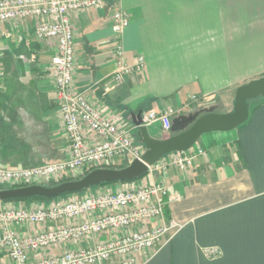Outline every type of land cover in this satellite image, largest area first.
I'll return each instance as SVG.
<instances>
[{
  "label": "crops",
  "instance_id": "crops-1",
  "mask_svg": "<svg viewBox=\"0 0 264 264\" xmlns=\"http://www.w3.org/2000/svg\"><path fill=\"white\" fill-rule=\"evenodd\" d=\"M119 9L128 13L129 24L117 40L111 23ZM70 21L76 44L74 89L119 120L136 143L141 142L133 118L140 112L142 119L167 108L174 110L172 119L209 108L229 112L236 88L264 76V0H103L71 13ZM36 23H0V167L5 169L69 157L51 67L55 43L36 38ZM118 43L127 63L144 59L143 71L122 83L114 80ZM146 128L156 139L170 135L159 121ZM87 135L92 142L91 132ZM189 149L197 152L190 167L170 164L164 171L86 192L166 182L173 199L166 202L164 216L181 226L156 250L135 254L137 264H264V97L249 101L246 122L204 133ZM131 160L127 156L115 164ZM6 260L0 255V264Z\"/></svg>",
  "mask_w": 264,
  "mask_h": 264
},
{
  "label": "built area",
  "instance_id": "built-area-1",
  "mask_svg": "<svg viewBox=\"0 0 264 264\" xmlns=\"http://www.w3.org/2000/svg\"><path fill=\"white\" fill-rule=\"evenodd\" d=\"M102 3L103 0H0V23L34 19L36 38L54 40L51 67L69 147V157L62 161L17 169L0 167V185L51 186L64 178L80 177L86 170L107 167L119 158L142 155L143 144L136 143L119 120L106 116L103 107L94 105L85 93L73 87L76 44L70 14ZM40 18L43 22H38ZM128 24L126 11L113 12L111 28L117 40ZM114 55L115 82L122 83L127 76L143 71V57L127 63L120 43ZM173 114L172 108L152 111L142 123L148 127L159 121L162 130L168 132ZM87 131L91 132L92 142ZM196 154L190 149L169 153L148 166V171H164L170 164L190 167ZM172 199L166 182L159 180L136 188L73 194L48 203L0 202V255L7 257L2 264H137L135 254L156 250L164 236L180 228L178 221L164 216V206ZM23 227L32 231L25 234ZM86 238L95 240L82 248L72 247ZM52 248L63 250L35 258V253Z\"/></svg>",
  "mask_w": 264,
  "mask_h": 264
},
{
  "label": "water",
  "instance_id": "water-1",
  "mask_svg": "<svg viewBox=\"0 0 264 264\" xmlns=\"http://www.w3.org/2000/svg\"><path fill=\"white\" fill-rule=\"evenodd\" d=\"M258 97H264V76L251 79L236 88L231 111L218 113L209 108L175 116L169 129L170 135L161 139L153 138L148 134L147 128L142 123L140 112L133 118V124L137 128L136 136L144 147L139 158L132 159L121 168L92 169L78 179L63 181L52 186L28 185L0 189V202L31 197L52 199L63 194L79 192L100 183L139 178L148 171V166L163 156L191 148L202 134L229 131L246 122L249 115V101Z\"/></svg>",
  "mask_w": 264,
  "mask_h": 264
},
{
  "label": "trees",
  "instance_id": "trees-1",
  "mask_svg": "<svg viewBox=\"0 0 264 264\" xmlns=\"http://www.w3.org/2000/svg\"><path fill=\"white\" fill-rule=\"evenodd\" d=\"M169 136V135H168ZM167 137V136H166ZM124 166H126V165H110V166H107L108 168H121V167H124ZM89 171H91V169L90 170H86L84 173H83V175L84 174H86L87 172H89ZM147 174V172L144 174V175H142L141 177H139V178H142V177H144L145 175ZM82 175V176H83ZM81 177V176H80ZM79 177V178H80ZM78 179V178H77ZM136 179H138V178H136ZM67 180H73V178H64V179H62L59 183H61V182H63V181H67ZM134 180V179H133ZM127 181H131V180H127ZM121 182H125V181H121ZM112 183H117V182H108V183H100V184H98V185H95V186H91L90 188H88V189H91V188H94V187H96V186H99V185H108V184H112ZM58 184V183H57ZM52 185H56V184H52ZM51 185V186H52ZM11 187H13V186H9V187H7V188H11ZM88 189H84V190H82V191H79V192H75V193H67V194H63V195H61V196H58V197H56V198H52V199H47V198H42V197H31V198H25V199H12V200H7V201H1V202H8V201H26V202H30V201H51V200H55V199H59V198H63V197H67V196H69V195H72V194H77V195H80V194H83L84 192H86ZM164 212H165V206H164ZM165 214V213H164Z\"/></svg>",
  "mask_w": 264,
  "mask_h": 264
},
{
  "label": "rangeland",
  "instance_id": "rangeland-1",
  "mask_svg": "<svg viewBox=\"0 0 264 264\" xmlns=\"http://www.w3.org/2000/svg\"><path fill=\"white\" fill-rule=\"evenodd\" d=\"M164 138H165V137H164ZM111 165H114V166H115V165H117V164L114 163V164H111ZM126 165H127V164H126ZM109 166H110V165H109ZM104 168H108V167H104ZM72 178H73V180H74V179H77V178H79V177L74 176V177H72ZM84 193H85V192H84ZM84 193H83V194H84ZM83 194H80V195H83ZM72 195H73V194H72ZM74 195H77V194H74ZM67 197H68V196H67ZM63 198H66V197H63ZM59 199H61V198H59ZM55 200H58V199H55Z\"/></svg>",
  "mask_w": 264,
  "mask_h": 264
}]
</instances>
